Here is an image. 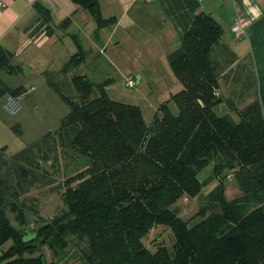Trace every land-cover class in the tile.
I'll list each match as a JSON object with an SVG mask.
<instances>
[{
    "label": "trees",
    "instance_id": "trees-1",
    "mask_svg": "<svg viewBox=\"0 0 264 264\" xmlns=\"http://www.w3.org/2000/svg\"><path fill=\"white\" fill-rule=\"evenodd\" d=\"M72 1L93 16L98 30L118 22L103 18L100 0ZM34 7L36 32L46 26L45 33L53 34L50 12ZM223 34L210 13L195 15L181 45L168 55L181 90L170 100L174 107L162 104L151 124L139 106L110 98L113 79L95 83L87 75H72L88 58L81 45L61 73H45L70 112L58 131L0 167V248L13 243L0 264H66L76 256L84 264H264V113L258 78L249 61L235 66ZM13 58L0 45V70L21 72ZM70 75L64 85L68 81L78 98L64 93L57 80ZM23 90L0 78V100ZM220 105H226L224 116L216 112ZM66 160L78 167L61 183L64 208L30 231L27 215L35 212L27 193L53 184L47 165L55 173ZM212 165V175L201 181ZM226 176L239 185L242 198L226 200ZM214 182L217 186L202 196ZM183 197L200 199L201 220L194 225L170 208ZM11 214L22 228L13 226ZM158 229L173 233L172 251L145 245ZM28 232L37 239L25 243ZM41 238L42 245L31 246Z\"/></svg>",
    "mask_w": 264,
    "mask_h": 264
},
{
    "label": "rangeland",
    "instance_id": "rangeland-1",
    "mask_svg": "<svg viewBox=\"0 0 264 264\" xmlns=\"http://www.w3.org/2000/svg\"><path fill=\"white\" fill-rule=\"evenodd\" d=\"M107 8H109V6H103V9ZM126 29L127 25H122L117 31V35L113 37L112 42H107V40H105L107 52L104 54L105 58L102 60V67H97L96 63H94L91 69L89 68L88 74L90 79L95 83H102L108 81L109 79H113L115 89L112 88L113 85H110V87L107 88L110 98L118 102L139 106L143 111V115L147 123L151 124L156 112L162 104L170 102V105L174 107L170 100L181 90V87H179V84L175 81V75L170 68L168 61V54L172 52L171 45H169L167 41V43L165 41H161L155 32L148 33V31L143 28L142 23L137 24L134 29H131L128 32ZM106 32L108 33V31ZM128 33H130L129 37ZM76 34L79 37L81 36L80 32L76 31ZM59 39L60 41L57 45L46 44L41 49V56L47 60L46 63L49 70H54V68L57 69L58 64L62 60L61 55L59 57L60 61H56V58L60 53H63L64 56L67 54L68 59H71L72 56L78 53L79 45H81L84 49L88 47V44H85L86 47L82 44L84 40H78L77 43L72 40L67 43L66 38L60 37ZM227 47L234 52L229 45H227ZM27 49L28 50H26L25 53L26 55H23L26 58L30 53L32 54L33 50L36 51L37 47L31 45ZM20 57L21 56L18 57L14 54L12 65L23 68L24 71L21 70V72L17 74L10 75L2 71V76L6 79L9 85L15 89L21 86H26L27 84L30 88L32 82H35L32 84L35 87V92H31L28 97H23L21 101L23 108L25 105H28V112L21 111L13 116L3 107L6 103V99L3 98L0 100L1 117L5 118L10 125L12 124L14 126H19L17 125L19 120L18 117H23L27 124L26 132L22 128V138H20L19 134L17 135V133L14 132L15 130H12L13 128H10V131L7 134L10 150H16L17 152L30 147L33 143L42 139L45 134L43 131V121L50 123L52 128L51 130H53L51 132H54L61 126L63 119H59V116H62V109L69 111V107L59 99L57 94L50 88H46L45 77L39 76L32 81L30 76L31 69L27 66L24 68V65L22 64L25 62L26 58ZM123 60L126 65L122 64L124 62ZM35 66L40 67L41 65H37L36 63ZM123 66L125 68L120 69V67L122 68ZM128 71H130V73H128ZM85 72L86 69L81 66L74 69L72 72L73 74H71L82 75L85 74ZM72 75L66 78L65 76L58 77L57 80L61 83V89L64 93L66 92V94L78 98L77 93H75L74 90H71L72 88L69 86L70 83L68 81H70ZM138 77H142L141 83H138ZM67 79L68 84L66 83V85H64ZM130 81H134L135 86L130 87L128 85ZM46 89L51 92L48 93ZM33 105L61 106L54 107L53 110H51L55 119H53L54 117L46 119V115L37 112L39 110H34ZM224 107L225 108L218 107L216 109L219 116L226 115L227 108L226 106ZM44 109L45 107H43V110ZM29 113H33V115H29ZM57 118L60 121L57 122ZM65 164L67 167H65ZM76 165L77 164L75 162L66 160V162H62L60 165V170H56L55 173H53L52 169H50V165H47L49 169L47 179L49 181L51 177H54L53 184L46 187H32L29 193H27L26 197L29 207L35 212L31 215H27L28 222L32 223L30 227H28L30 231H33L37 228V226L44 224L43 221L56 216L64 208L62 201L63 189L60 188V186H62L61 183H64L66 175L76 173L78 167ZM209 169L210 167H208L200 175L201 181L208 180L212 175L213 172ZM223 182L225 187V198L227 201H234L243 197V192L234 179L230 178V176H226ZM217 184V182L209 184L208 187L204 189L202 196H207L217 186ZM170 208L175 210L182 219L189 221L191 225H194L201 220V217L197 215L201 209L200 199L198 198L192 199L189 197H183L170 206ZM10 217L12 219L13 226L18 229L22 228V225L14 220V216L12 214ZM144 243L151 251H155L159 246H165L167 249L172 251L175 238L169 229H158L149 234L144 239ZM12 244V241H9L3 248H0V256L3 252L8 251ZM43 252L48 261L52 260V253L47 247L43 249ZM77 258L78 256H76L75 259L68 258V263L66 264H84Z\"/></svg>",
    "mask_w": 264,
    "mask_h": 264
},
{
    "label": "crops",
    "instance_id": "crops-1",
    "mask_svg": "<svg viewBox=\"0 0 264 264\" xmlns=\"http://www.w3.org/2000/svg\"><path fill=\"white\" fill-rule=\"evenodd\" d=\"M0 3L5 5L0 11V45L16 56H21L20 58H26L24 57L26 50L31 45L37 47V50H33L32 54L30 53L25 62L22 63L24 68L27 66L31 69L30 76L32 81L39 76L45 77V73H61L65 64L70 60L67 54L64 56L63 53H60L56 61H60L59 57L61 55L62 60L58 64L57 69L49 70L46 63L47 60L41 56V49L46 44L57 45L60 37L66 38L67 43L72 40L76 43L78 40H84L82 44L85 47L88 44V47L85 48L89 53L88 58L86 63L81 66L86 69L85 74L82 75L89 76L88 70L89 68L91 69L94 63H96L97 67H102L101 63L105 58L104 54L107 52L105 40L112 42L113 37L117 35V31L122 25H127L126 31L128 32L134 29L137 24L142 23L143 28L148 33L155 32L161 41H167L171 45V51L173 52L181 45L195 15L202 11L210 13L223 28L224 34L222 39L224 44L226 46L229 45L234 50L232 53L236 56L237 61L235 66L241 64L242 61H249L252 66H255L258 78L259 99L264 113V0H203V2H199L198 0H100L103 18L116 17L118 20L117 24L113 27L102 30H98L93 16L72 0H0ZM35 4L42 5L50 12L53 34L49 35L45 33L44 28L46 26L40 32H36V29L39 27V15L34 7ZM105 5L109 6V8L103 9ZM239 16L246 20L247 26L244 36L236 39L232 32V25L234 20ZM76 31L80 32V37L77 36ZM129 35L130 33H128V37ZM36 63L41 66L36 67ZM122 64L126 65L125 61ZM124 68V66L120 67V69ZM21 69L24 71L23 68ZM2 71L4 70H0V78L11 89H15L3 78ZM137 79L138 83H141L142 77H138ZM45 80L46 88H50L46 77ZM175 81L179 84L176 77ZM32 84L30 88L27 86L28 84L18 87L24 89L22 99L23 97H28L31 92H35V87ZM110 85H113L112 88L115 89L114 83ZM179 87H181L180 84ZM46 90L48 93L51 92L48 89ZM33 106L34 110H39L37 112L45 114L46 119L50 117H54L53 119H55L51 110L61 105ZM224 106L226 105H220V108H225ZM43 107H45L44 110ZM27 108L28 105H25L21 111L28 112ZM69 112L70 110L62 109V116L60 115L59 119L65 118ZM29 115H33V113H29ZM18 118L17 125L19 126H14L10 125L5 118L0 116V167L19 152L10 150L7 135L10 128H13L12 130H15L14 132L17 135L19 134L20 138L23 137L22 128L26 132L27 124L23 117ZM59 119L57 118L56 121H60ZM43 125L44 136L53 131L51 130L50 123L47 121H43ZM209 170L213 172V166H210Z\"/></svg>",
    "mask_w": 264,
    "mask_h": 264
},
{
    "label": "built area",
    "instance_id": "built-area-1",
    "mask_svg": "<svg viewBox=\"0 0 264 264\" xmlns=\"http://www.w3.org/2000/svg\"><path fill=\"white\" fill-rule=\"evenodd\" d=\"M198 1L203 2V0H198ZM4 7H5V5L0 3V11ZM246 26H247V22L242 17L239 16L234 20L233 25H232V32H233L236 39H240L241 37L244 36ZM128 85L130 87H133V86H135V82L130 81ZM22 96L23 95L14 96L11 94H8L6 96V98H5L6 103L4 105V108L9 114L16 115L21 111V109H22V105H21Z\"/></svg>",
    "mask_w": 264,
    "mask_h": 264
},
{
    "label": "water",
    "instance_id": "water-1",
    "mask_svg": "<svg viewBox=\"0 0 264 264\" xmlns=\"http://www.w3.org/2000/svg\"><path fill=\"white\" fill-rule=\"evenodd\" d=\"M36 239H37V234L36 233H30V232H28L26 234V236L23 238V241L25 243H28V242L34 241ZM44 242H45V240L43 238H41L38 241L32 243L31 246L32 247H38V246L42 245Z\"/></svg>",
    "mask_w": 264,
    "mask_h": 264
}]
</instances>
